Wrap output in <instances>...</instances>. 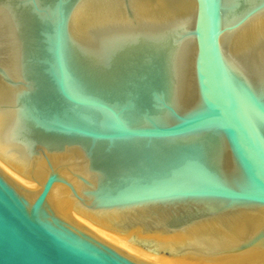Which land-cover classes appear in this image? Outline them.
Segmentation results:
<instances>
[{
  "label": "water",
  "instance_id": "water-1",
  "mask_svg": "<svg viewBox=\"0 0 264 264\" xmlns=\"http://www.w3.org/2000/svg\"><path fill=\"white\" fill-rule=\"evenodd\" d=\"M0 264H264V0H0Z\"/></svg>",
  "mask_w": 264,
  "mask_h": 264
}]
</instances>
